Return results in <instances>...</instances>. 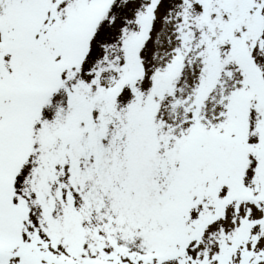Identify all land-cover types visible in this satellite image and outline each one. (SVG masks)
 I'll return each mask as SVG.
<instances>
[{
  "label": "snow or ice",
  "instance_id": "1",
  "mask_svg": "<svg viewBox=\"0 0 264 264\" xmlns=\"http://www.w3.org/2000/svg\"><path fill=\"white\" fill-rule=\"evenodd\" d=\"M0 264H264V0H0Z\"/></svg>",
  "mask_w": 264,
  "mask_h": 264
}]
</instances>
